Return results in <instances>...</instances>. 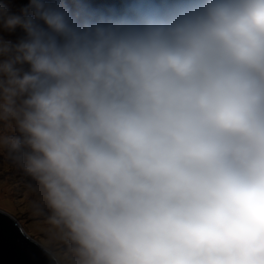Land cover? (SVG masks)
Masks as SVG:
<instances>
[{
	"label": "clouds",
	"instance_id": "1",
	"mask_svg": "<svg viewBox=\"0 0 264 264\" xmlns=\"http://www.w3.org/2000/svg\"><path fill=\"white\" fill-rule=\"evenodd\" d=\"M0 150L56 264H264V0H0Z\"/></svg>",
	"mask_w": 264,
	"mask_h": 264
},
{
	"label": "rangeland",
	"instance_id": "2",
	"mask_svg": "<svg viewBox=\"0 0 264 264\" xmlns=\"http://www.w3.org/2000/svg\"><path fill=\"white\" fill-rule=\"evenodd\" d=\"M6 2L14 9L19 0ZM0 35L15 39L12 33L2 28ZM12 163L13 160H8V153L0 150V209L12 214L32 239L44 247L56 249L59 254L62 241L56 227L49 222L48 212L34 210V204L43 199L41 191L33 177L26 173L22 175Z\"/></svg>",
	"mask_w": 264,
	"mask_h": 264
},
{
	"label": "water",
	"instance_id": "3",
	"mask_svg": "<svg viewBox=\"0 0 264 264\" xmlns=\"http://www.w3.org/2000/svg\"><path fill=\"white\" fill-rule=\"evenodd\" d=\"M0 264H56V261L12 214L0 209Z\"/></svg>",
	"mask_w": 264,
	"mask_h": 264
},
{
	"label": "trees",
	"instance_id": "4",
	"mask_svg": "<svg viewBox=\"0 0 264 264\" xmlns=\"http://www.w3.org/2000/svg\"><path fill=\"white\" fill-rule=\"evenodd\" d=\"M113 1H119V0H68V3L71 4L74 8H78L82 6V11L85 12H110L108 10V7L111 6ZM27 3V0H19V3L16 5L14 10H19V8ZM13 37L16 38L20 34H22V30L17 29L15 32H12ZM8 160H13L9 155H8ZM13 165L17 167L20 172L25 174L24 170L13 160Z\"/></svg>",
	"mask_w": 264,
	"mask_h": 264
}]
</instances>
